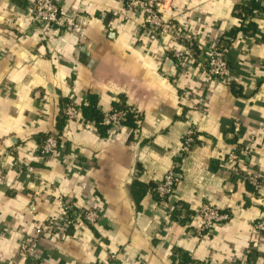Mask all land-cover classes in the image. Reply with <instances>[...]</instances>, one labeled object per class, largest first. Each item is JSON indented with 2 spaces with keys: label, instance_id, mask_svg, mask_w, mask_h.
Listing matches in <instances>:
<instances>
[{
  "label": "crops",
  "instance_id": "crops-1",
  "mask_svg": "<svg viewBox=\"0 0 264 264\" xmlns=\"http://www.w3.org/2000/svg\"><path fill=\"white\" fill-rule=\"evenodd\" d=\"M252 1L261 9L235 14ZM57 2L77 11L80 31L36 24L27 0H0V264H179L176 249L195 264H264V236L252 232L264 219V0H165L164 18L194 50L182 63L170 53L185 43L141 35L142 14L122 0ZM219 40L229 47L227 84L202 79V48ZM89 95L102 113L115 101L133 107L138 129L108 132L81 112L63 118L68 100ZM191 128L195 142L181 155ZM47 134L59 141L54 157L37 154ZM233 151L241 172L259 175V190L224 165ZM172 166L174 192L158 199L152 187ZM207 201L230 218L199 234L192 218ZM82 208L102 219L85 223ZM40 226L30 259L19 244Z\"/></svg>",
  "mask_w": 264,
  "mask_h": 264
},
{
  "label": "built area",
  "instance_id": "built-area-1",
  "mask_svg": "<svg viewBox=\"0 0 264 264\" xmlns=\"http://www.w3.org/2000/svg\"><path fill=\"white\" fill-rule=\"evenodd\" d=\"M30 7L31 19L36 24L42 26H50L54 31H80L81 23L76 10L65 11L59 5L57 0H27ZM123 9L134 13L142 14V22L139 25L140 34L152 38L167 34H174L177 39L185 43L183 48L172 49L171 57L177 63L185 62L194 58V50L189 45V38L182 31H178L175 24L170 19H165L161 11V6L165 0H122ZM247 2L250 0H246ZM264 13V9H263ZM186 42L188 44H186ZM200 66L202 79L204 81L214 80L220 83H229L232 79L231 68L228 58L229 47L223 40L212 41L207 46L202 48ZM205 87V85H204ZM195 106L203 108L206 105V95L201 94L195 98ZM88 104L87 98L80 103L74 100H68L62 108V113L66 120H77L80 118L82 106ZM133 114L135 124L134 131L138 129L140 116L139 113L132 107L130 110ZM125 109L109 108L102 114L101 123L107 126L108 132L120 129L123 126L125 118ZM233 132H240V124L238 121L233 122ZM195 131L189 129L183 136L181 146V155L184 154L195 142ZM59 141L53 134H47L39 143L37 154L41 157H54L57 155ZM239 154L236 151L230 152L224 159V165L228 167L234 175L242 176V178L255 190H259L261 186L259 175L252 171H240L238 167ZM176 166H172L162 175V178L153 187L152 191L158 199L170 197L175 188L178 172ZM5 181L4 167L0 165V186ZM67 210V209H65ZM102 211L97 208H82L79 210L76 217H80L89 225H96L102 219ZM70 218V217H69ZM68 217L65 218L69 219ZM230 218V213L225 210H220L211 202H203L196 210L193 218L198 225L195 226L199 234L212 233L215 227L227 221ZM71 219V218H70ZM69 219V220H70ZM72 220V219H71ZM43 232V228L37 227L34 235L24 238L20 241L18 251L30 259L37 257L39 249V238ZM252 232L259 238L264 236V219H257L252 223ZM202 264H216L215 261H204ZM249 264V263H244Z\"/></svg>",
  "mask_w": 264,
  "mask_h": 264
},
{
  "label": "trees",
  "instance_id": "trees-1",
  "mask_svg": "<svg viewBox=\"0 0 264 264\" xmlns=\"http://www.w3.org/2000/svg\"><path fill=\"white\" fill-rule=\"evenodd\" d=\"M257 7V8H256ZM254 9H261V7H258L255 2H248L247 4H237L235 6V14L240 15V14H247V13H252ZM245 29V28H244ZM224 41H227V39H224ZM88 104L86 106H82L81 113L85 117V120H93L98 126L103 127L104 129H107L106 125H103L101 123L102 120V112H100L97 107H96V102L95 98L91 95L87 97ZM111 107H115L117 109H125L127 112L125 113V118L123 119V125H129L131 127H135L134 124V119H133V114L129 110L132 108L131 106L123 103L122 101H115L113 102ZM63 118L65 119V116L63 113L61 114ZM179 159V158H178ZM175 170L178 172V168L176 167ZM139 187L144 190V186L141 185L139 182L135 181L132 184V189L133 191L135 190V187ZM135 199H138L136 197ZM175 256L179 260V264H195L197 261L193 260L190 255L188 254L187 251L181 250V249H176L173 252L172 258L175 259Z\"/></svg>",
  "mask_w": 264,
  "mask_h": 264
}]
</instances>
